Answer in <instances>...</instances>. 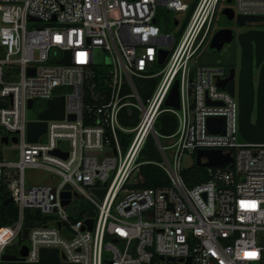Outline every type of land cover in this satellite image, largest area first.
<instances>
[{"label": "built area", "instance_id": "1", "mask_svg": "<svg viewBox=\"0 0 264 264\" xmlns=\"http://www.w3.org/2000/svg\"><path fill=\"white\" fill-rule=\"evenodd\" d=\"M223 3L0 0V190L19 212L0 228V264L26 229L28 253L18 256L26 264L38 263L43 249L70 264H264V143L240 140L237 92L218 86L223 67L191 63ZM232 9L264 16V0H233ZM171 12L186 14L178 42L161 30ZM36 22L45 25L29 26ZM98 50L108 62L95 61ZM66 52L70 63L58 64ZM176 81L178 109L166 105ZM55 97L65 98L64 119L46 121V133L30 142L29 102L39 116ZM39 100L47 107L37 112ZM165 114L177 119L169 135L161 132ZM211 117L225 118L224 134L219 123L209 131ZM150 138L160 160L140 163ZM10 144L18 145L17 161L2 150ZM198 150L230 153L233 163L207 167L209 179L191 187L182 160ZM144 164L161 168L169 185L140 188ZM30 168L54 171L61 182L28 187Z\"/></svg>", "mask_w": 264, "mask_h": 264}, {"label": "water", "instance_id": "2", "mask_svg": "<svg viewBox=\"0 0 264 264\" xmlns=\"http://www.w3.org/2000/svg\"><path fill=\"white\" fill-rule=\"evenodd\" d=\"M233 0H227L228 4H231ZM224 16L228 21H232L235 18V13L232 9H226ZM237 22L239 26H246L247 24H258L264 22V16H246L238 15ZM227 35L226 38L223 36ZM248 35V36H247ZM247 35L240 37L241 47L243 50L241 67L239 73L238 92L235 84V69H231L227 78L220 80L218 86L223 90L229 91L232 96H235L237 92L240 106V131L239 138L242 142L246 143H264V32L261 31H250ZM233 32L231 30H220L218 31L211 43L212 52H218L222 49L225 44H228L233 39ZM248 37V41L255 39L256 43V55L251 46H246L243 43V38ZM251 38V39H250ZM225 39V40H223ZM168 51H162V57L160 64L163 65ZM254 59L256 60V66L260 67V74L258 79L257 87L254 81ZM70 52H66L64 59L58 61V64L70 63ZM48 109L40 114L39 116L33 110V101L29 102L28 111V139L32 143H36L39 138L46 133L47 123L49 120H63L65 117V98L55 97L48 101ZM166 105L174 108L180 107V93H179V82L176 81L172 91L166 101ZM256 113V118L253 121V114ZM75 119L74 116L71 117ZM161 132L165 135L171 134L177 127V119L172 114H165L161 117ZM225 118L224 117H211L208 119V129L213 133L215 125L220 124L218 133L224 134L225 132ZM1 142L4 145L9 144V138H2ZM14 143H17V139H13ZM57 155H63L60 151H55ZM67 157V155H64ZM203 159H207L204 162ZM233 158L231 154H224L221 150H198L196 153V164L200 167H224L231 165ZM70 189V187H68ZM100 196L103 195V191L98 192ZM63 198L65 199L64 205L69 204L71 198L70 193H64ZM9 198L6 204L10 203ZM90 216L95 215L93 209L89 210ZM86 224L92 229L93 219L90 218L86 221ZM27 227H31V222H28ZM60 227V225H59ZM29 229H26L23 234V239L28 238ZM28 249L23 247L20 254L21 256H27ZM64 259V256H62ZM191 261V259H190ZM1 264H26L18 256L5 254L2 258ZM36 264H70L61 261L59 251L57 249H43L41 251L40 261Z\"/></svg>", "mask_w": 264, "mask_h": 264}, {"label": "rangeland", "instance_id": "3", "mask_svg": "<svg viewBox=\"0 0 264 264\" xmlns=\"http://www.w3.org/2000/svg\"><path fill=\"white\" fill-rule=\"evenodd\" d=\"M227 3H223L220 5L218 10V15L216 16V24L217 27L222 26V19L221 14L224 12V10L227 7ZM168 24L167 28H161L162 33L170 34L175 37L176 42L180 41L182 39V29L186 23V14L179 12H171L168 14ZM174 20L179 21V25L176 26L174 24ZM45 24L42 22H36L34 24H30L29 26L31 28L33 27H41ZM256 29H258L261 32H264V22H260L254 26ZM95 61L99 63L108 62L109 57L104 55L101 51H97L95 54ZM234 55L232 51L230 50H224L219 55H212L210 51V44L205 43L203 47L200 49L197 56L191 61V63H195L197 65H208V66H221L225 67L227 71L234 66L235 63ZM237 70H240V61L239 58L237 59ZM259 71L255 68V82L257 84ZM237 92H238V79H237ZM47 107V104L44 101H36L35 102V110L37 112H40L44 110ZM256 118V113L253 114V120ZM3 134V131L0 130V137ZM2 150H4L6 157L8 160L17 161L18 160V145L17 144H10L9 146H2ZM194 164H196V155L193 156L191 154H186L182 160V168L185 170H188L191 168ZM205 170H207V167H204ZM139 176V173H135L133 179L131 182H134L137 177ZM143 177L141 176L140 180H142ZM25 180L28 187H34V186H44V185H52L55 186L61 182V176L51 170L41 169V168H30L25 171ZM133 188V187H130ZM30 241L28 238L21 239L20 242H14L12 245H10L7 248V253L13 254L15 256L20 255L21 247L24 245H29Z\"/></svg>", "mask_w": 264, "mask_h": 264}, {"label": "trees", "instance_id": "4", "mask_svg": "<svg viewBox=\"0 0 264 264\" xmlns=\"http://www.w3.org/2000/svg\"><path fill=\"white\" fill-rule=\"evenodd\" d=\"M193 8V7H192ZM218 12L216 13V16ZM160 160V155L158 150L154 145L153 139H149L143 148L139 162H157ZM141 175L143 177V182L139 185L140 188H158L162 186L169 185V179L166 173L154 164H144L140 168ZM186 183L193 187L198 183L207 181L209 177L207 176V170L203 167L197 166L194 164L188 170L183 172ZM9 199L8 194H5L4 188L0 190V228L14 224L18 219V208L12 202L6 204V201ZM89 208H82L83 213H86ZM32 212L29 211L26 220L29 222V215ZM38 216V215H37Z\"/></svg>", "mask_w": 264, "mask_h": 264}, {"label": "flooded vegetation", "instance_id": "5", "mask_svg": "<svg viewBox=\"0 0 264 264\" xmlns=\"http://www.w3.org/2000/svg\"><path fill=\"white\" fill-rule=\"evenodd\" d=\"M227 5L228 6L226 7V9H228V8L232 9V3L231 4L227 3ZM223 13L221 14L222 26L218 28L217 24L215 25L214 34L212 35L211 39L209 40L210 51H211L212 55H216V56L221 54L224 50L232 51V53L234 55V59L236 60L235 63H234V66H232L228 71H227V69L225 67H223V69L226 72L227 76L229 75V72H230L231 69H235V78L234 79H235V84H236V87H237V79H238V82H239L240 70H237L238 68H237L236 64H237V59L239 58L240 66H241V59H242V53H243V50H242V47H241V42H240V37L242 35H247L250 31H259V30L254 27L256 24H247L246 26H239L238 22H237V15L236 14H235V18L232 21H228ZM220 30H231L233 32L234 36H233V39H232V41L230 43L225 44L220 51L215 53V52H212V50H211V43L213 41V38H214L215 34L218 31H220ZM223 37L226 38L227 35H224ZM223 40H225V39H223ZM254 40L255 39H252L251 41H248V37L243 38L244 45L246 44V46L248 45V46L252 47L253 52H254V57H255V55H256V43H255ZM261 64H260V67H261ZM256 65H257L256 64V60L254 59V81H255V68H256V70L259 71V74H260V67H257ZM258 79H259V75H258ZM257 84H258V80H257ZM257 84L255 82V86L256 87H257Z\"/></svg>", "mask_w": 264, "mask_h": 264}]
</instances>
